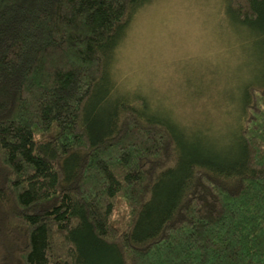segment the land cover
<instances>
[{
  "label": "trees",
  "instance_id": "16d2710c",
  "mask_svg": "<svg viewBox=\"0 0 264 264\" xmlns=\"http://www.w3.org/2000/svg\"><path fill=\"white\" fill-rule=\"evenodd\" d=\"M152 1L0 0V264H264V81L234 156L150 113L113 62Z\"/></svg>",
  "mask_w": 264,
  "mask_h": 264
},
{
  "label": "rangeland",
  "instance_id": "374dc122",
  "mask_svg": "<svg viewBox=\"0 0 264 264\" xmlns=\"http://www.w3.org/2000/svg\"><path fill=\"white\" fill-rule=\"evenodd\" d=\"M238 26L222 0H153L115 54V80L144 95L150 113L234 156L246 90L264 81L257 31Z\"/></svg>",
  "mask_w": 264,
  "mask_h": 264
}]
</instances>
